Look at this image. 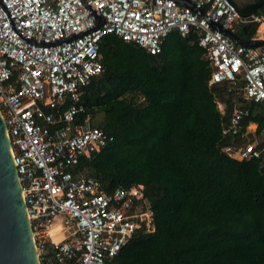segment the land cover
<instances>
[{
  "label": "built area",
  "instance_id": "built-area-1",
  "mask_svg": "<svg viewBox=\"0 0 264 264\" xmlns=\"http://www.w3.org/2000/svg\"><path fill=\"white\" fill-rule=\"evenodd\" d=\"M189 1L203 14L173 0H0V115L38 264H108L137 230H155L143 185L107 192L81 166L113 141L91 125L80 100L103 70V37L157 55L172 31L195 32L213 68L208 85L231 89L242 81L240 97L264 113V46L243 47L212 27L232 32L237 24H261L264 10L242 16L230 0ZM87 7L103 19L96 29ZM249 115L232 109L222 135L244 142L223 152L264 168L257 126L243 125Z\"/></svg>",
  "mask_w": 264,
  "mask_h": 264
},
{
  "label": "trees",
  "instance_id": "trees-1",
  "mask_svg": "<svg viewBox=\"0 0 264 264\" xmlns=\"http://www.w3.org/2000/svg\"><path fill=\"white\" fill-rule=\"evenodd\" d=\"M262 2L237 9L246 16ZM241 25L236 36L250 40L256 25ZM197 41L172 31L150 55L106 35L103 70L80 91L91 125L113 137L81 166L107 192L143 185L155 226L108 264H264V168L229 157L223 148L244 141L222 135L235 106L250 111L243 125L256 124L255 135L264 113L240 97L242 81L208 85L213 68Z\"/></svg>",
  "mask_w": 264,
  "mask_h": 264
},
{
  "label": "water",
  "instance_id": "water-1",
  "mask_svg": "<svg viewBox=\"0 0 264 264\" xmlns=\"http://www.w3.org/2000/svg\"><path fill=\"white\" fill-rule=\"evenodd\" d=\"M194 12L203 14L189 0H173ZM235 5V3L230 0ZM260 4L259 6H262ZM236 6V5H235ZM257 7V9L259 8ZM92 14L98 19L94 29L103 24V19L91 8ZM256 9V10H257ZM255 10V11H256ZM212 27L231 37L239 45L247 48L264 46V40L241 41L235 34L223 29L220 25ZM92 29V30H94ZM89 30L87 32H90ZM0 264H38L29 220L21 195L16 168L12 161L10 143L5 125L0 115Z\"/></svg>",
  "mask_w": 264,
  "mask_h": 264
},
{
  "label": "crops",
  "instance_id": "crops-1",
  "mask_svg": "<svg viewBox=\"0 0 264 264\" xmlns=\"http://www.w3.org/2000/svg\"><path fill=\"white\" fill-rule=\"evenodd\" d=\"M235 5L237 6V8H245L246 6H249V5H252L255 3V0H248V1H245V0H232ZM263 3V2H262ZM261 3V4H262ZM259 6V5H258ZM257 6V7H258ZM264 6V4L262 5ZM262 6H259V8L257 9V7L251 12L249 13L248 15H251V14H260L258 11L260 10V8ZM257 9V10H256ZM256 10V11H255ZM247 16V15H246ZM252 24V23H251ZM256 27H255V31H254V35L253 37L250 39V40H260V41H263L264 40V23H261V24H255ZM243 25L241 24H237L234 28V30L232 31L233 34L236 33V31L242 27ZM236 35V34H235ZM241 41H247V40H241Z\"/></svg>",
  "mask_w": 264,
  "mask_h": 264
},
{
  "label": "rangeland",
  "instance_id": "rangeland-1",
  "mask_svg": "<svg viewBox=\"0 0 264 264\" xmlns=\"http://www.w3.org/2000/svg\"><path fill=\"white\" fill-rule=\"evenodd\" d=\"M245 1H248V0H245ZM219 107L221 108L223 107V105H220ZM255 139L258 142L264 141V130L261 132V134L255 135Z\"/></svg>",
  "mask_w": 264,
  "mask_h": 264
}]
</instances>
